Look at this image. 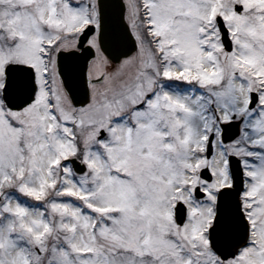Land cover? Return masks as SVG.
<instances>
[{
    "label": "snow or ice",
    "instance_id": "obj_1",
    "mask_svg": "<svg viewBox=\"0 0 264 264\" xmlns=\"http://www.w3.org/2000/svg\"><path fill=\"white\" fill-rule=\"evenodd\" d=\"M0 264H264V0H0Z\"/></svg>",
    "mask_w": 264,
    "mask_h": 264
}]
</instances>
